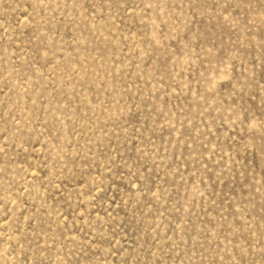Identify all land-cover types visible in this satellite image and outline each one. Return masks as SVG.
<instances>
[{
    "label": "rangeland",
    "instance_id": "rangeland-1",
    "mask_svg": "<svg viewBox=\"0 0 264 264\" xmlns=\"http://www.w3.org/2000/svg\"><path fill=\"white\" fill-rule=\"evenodd\" d=\"M0 264H264V0H0Z\"/></svg>",
    "mask_w": 264,
    "mask_h": 264
}]
</instances>
